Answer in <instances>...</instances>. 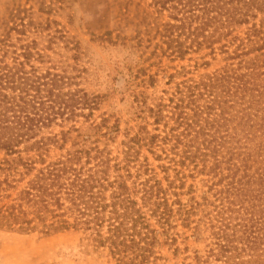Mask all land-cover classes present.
Masks as SVG:
<instances>
[{"label": "trees", "instance_id": "1", "mask_svg": "<svg viewBox=\"0 0 264 264\" xmlns=\"http://www.w3.org/2000/svg\"><path fill=\"white\" fill-rule=\"evenodd\" d=\"M148 6L172 54L205 49L224 65L164 90L147 108L162 134L142 127L117 155L109 148L116 130L91 120L98 97L0 34V227L73 231L115 264H159L158 249L184 235L179 226L205 242L203 254L180 264H264V0ZM144 147L164 160L163 176L141 159ZM197 175L208 176L207 194L183 202ZM181 251L187 246H174Z\"/></svg>", "mask_w": 264, "mask_h": 264}, {"label": "rangeland", "instance_id": "2", "mask_svg": "<svg viewBox=\"0 0 264 264\" xmlns=\"http://www.w3.org/2000/svg\"><path fill=\"white\" fill-rule=\"evenodd\" d=\"M148 4L149 0H0L2 38L9 39L16 48L29 45L33 52L39 50L53 64L75 76L80 88L98 97V108L91 120L99 123L105 119L116 130L115 138L109 142L114 155L142 127L150 134H162L161 125L160 130H155L147 108L164 90L170 92L175 84L224 65L221 55L212 58L205 49L190 52L183 59L172 54L167 40L154 31ZM59 129L55 126L53 132ZM140 151L141 159L147 157L158 176H163L158 166L164 160H157L147 147ZM153 151L160 154L159 149ZM59 153L51 150V155ZM207 178H187L183 191L192 184L194 192L183 194L181 200L186 202L193 195L201 201L210 184L203 181ZM176 232L184 235L177 237L175 245L158 249L164 258L159 264L189 262L184 257L192 256L193 250L204 253V241H194L191 233L179 226ZM174 246H187L188 251L174 255ZM0 264L115 263L106 250H91L73 231L20 233L0 227Z\"/></svg>", "mask_w": 264, "mask_h": 264}]
</instances>
